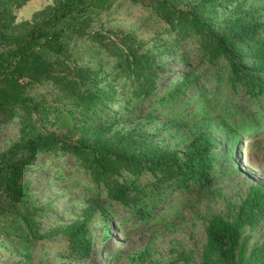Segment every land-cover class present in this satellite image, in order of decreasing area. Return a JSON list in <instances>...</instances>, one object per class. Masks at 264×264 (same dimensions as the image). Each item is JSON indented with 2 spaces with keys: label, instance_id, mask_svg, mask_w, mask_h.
Returning a JSON list of instances; mask_svg holds the SVG:
<instances>
[{
  "label": "trees",
  "instance_id": "obj_1",
  "mask_svg": "<svg viewBox=\"0 0 264 264\" xmlns=\"http://www.w3.org/2000/svg\"><path fill=\"white\" fill-rule=\"evenodd\" d=\"M11 1L23 4L26 0ZM131 1L148 4L144 0ZM113 2L55 0L31 23H22L24 30L17 36L3 35L6 47L0 50V117H22L28 124H23L21 141L0 152V234L26 249L38 239L62 234L69 241L68 255L84 259L92 253L94 236L88 228L97 211L105 221L101 233L110 237L109 215L101 201L93 198H87L86 207L73 221L43 228L40 218L49 215L46 209L34 205L30 181H22L38 154L73 155L94 186L104 188L109 200L134 209L140 208V203L145 206L143 198L151 189L158 192L169 186L185 192H208L212 188L215 172L220 175L216 162L222 159L215 150L213 133L204 127L209 121H215L231 146L244 132L261 129L255 119L264 111L247 107L250 99H264L261 0H194L184 7L178 0H152L150 6L160 27L149 38L137 40L131 33L116 32L114 40L105 42L102 36L92 35L96 50L112 59L109 72L103 64L97 68L78 66L61 57L71 38L66 28L82 34L91 19L89 12L108 10ZM78 15L83 19L74 24ZM192 36L200 40L198 67L206 63L217 67L211 74L214 89L200 82L201 74L195 68L189 69L150 104L153 113L180 104L182 107L174 110L175 117L189 100L197 101L191 118L203 122L196 123L184 136L180 152L154 143V133L146 130L149 122L137 123L128 131L123 126L134 121L136 105L152 98L158 89L156 70L163 67V62H157L159 55L176 53L182 41ZM41 50L55 58L49 59ZM121 79L130 80L122 94L115 88ZM45 84L60 94L61 104L46 105L27 95L28 88ZM224 86L234 91L243 89L245 105L223 100ZM192 90L196 93L190 97ZM116 101L117 109L112 106ZM35 113L41 116L42 128L32 124ZM153 113L147 119H155ZM180 122L169 124L182 127L185 122ZM166 127L164 124L161 129ZM231 157L232 152L227 153L225 162ZM144 174L154 179L150 190L139 183ZM226 206L231 209V219L214 214L208 220L202 264H264V245L254 246L248 254L249 237L244 235L245 227L264 221V186L252 184L240 203L233 201ZM135 213L144 218V211L138 209ZM25 257L27 264H34L30 252Z\"/></svg>",
  "mask_w": 264,
  "mask_h": 264
},
{
  "label": "rangeland",
  "instance_id": "obj_2",
  "mask_svg": "<svg viewBox=\"0 0 264 264\" xmlns=\"http://www.w3.org/2000/svg\"><path fill=\"white\" fill-rule=\"evenodd\" d=\"M144 1L148 4L134 3L131 0H114L108 10L101 12L96 10L89 12V10L91 19L88 20L87 27L82 34L71 33V28H66L71 38L66 42L67 52L61 57H65L67 62L78 66L97 68L99 64H103L105 70L109 72L112 59L96 50L92 35L102 36L105 42L114 40L116 32L131 33L137 40L149 38L159 29L160 21L150 6L152 0ZM178 1L179 5L184 7L185 4L194 0ZM54 2L55 0H26L20 4L11 0L1 1L0 50L6 47V38L3 37L5 33L14 38L24 30L22 23H31L38 12L53 5ZM261 3L264 5V0H261ZM82 19L83 16L78 15L74 19V24ZM174 36L173 34L172 37ZM199 45V38L192 36L182 41L176 53L167 52L164 56L159 55L157 62H163V67L156 70L158 89L152 98L136 105L134 121L123 126L125 131L132 129V126L137 123L149 122L146 130L154 133V143L163 148L170 147L182 152L184 136L188 135L196 123L203 122L201 118H191L193 116L191 114L196 111L197 101L189 100L188 105L178 114L176 113L175 117H173L174 110H179L182 107L180 104L173 105L168 110L164 106L162 110L166 112L155 111L154 113L151 112L150 104L154 98H158L172 88L189 69L195 68L196 72L201 74L200 82L209 89H214L212 85L214 79L211 78V74L217 71V67L207 63L200 64L198 67ZM41 52L51 60L55 58L47 51L41 50ZM129 82V79L118 81L115 86L117 92L120 94L126 92L128 86L125 85ZM136 86L137 83L132 86V90ZM223 91H226L223 99L225 101L234 102L239 106L247 102L243 89L234 91L231 87L224 86ZM195 93L196 91L192 90L189 96ZM27 95L46 105L61 104V102L58 103L60 94L47 84L28 88ZM116 105L118 106V101L112 104L115 109L118 108ZM247 107L249 110L264 111V99L260 101L250 99ZM150 113H153L155 119H147ZM33 119L32 124L43 127L40 114L35 113ZM169 121L176 123L181 121L180 123L185 122V124L178 127L175 124H169ZM255 122H258V127L261 129L244 132L234 146H231V142L224 137V132L220 130L215 121H209L204 125L213 133L217 141L215 150L222 159L221 162H216L220 168V175L215 172V181L208 192L199 189L185 192L169 186L156 192L151 189L154 179L149 174H144L139 183L148 190L151 189V192L149 191L143 198L145 206L140 203V208L134 209L109 200L104 188L94 186L73 155L38 154L22 181H30V193L35 199L34 205L46 209L49 215V218H40L43 228L47 230L63 222L73 221L86 207L87 198H93L101 201L104 210L109 215L110 237L101 233L105 227V221L100 219L98 211L94 214L95 219L88 228L89 234L94 236L92 253L80 260L68 255L69 241L62 234L38 239L26 249L15 239H8L1 233L0 264H27L26 252L31 253L34 264L41 262L51 264H168L175 261L176 264H202L205 258L204 247L207 241L206 227L209 218L217 214L231 219L229 217L231 209L226 204L233 201L240 203L254 183L264 186V113L257 117ZM24 123L28 124V122H23L22 117H0L1 153L21 141ZM164 124L167 127L161 129ZM47 127L50 128V125ZM231 152V161L226 163L225 156ZM228 170L230 173H227ZM138 209L144 211V218L140 219L135 213ZM244 233L249 237L248 254L254 246L264 245V221H260L252 228L245 227Z\"/></svg>",
  "mask_w": 264,
  "mask_h": 264
}]
</instances>
